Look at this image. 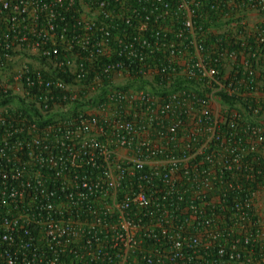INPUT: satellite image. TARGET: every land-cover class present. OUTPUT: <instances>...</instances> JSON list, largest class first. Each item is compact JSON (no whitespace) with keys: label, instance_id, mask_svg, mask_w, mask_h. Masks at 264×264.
<instances>
[{"label":"built area","instance_id":"2783aa9c","mask_svg":"<svg viewBox=\"0 0 264 264\" xmlns=\"http://www.w3.org/2000/svg\"><path fill=\"white\" fill-rule=\"evenodd\" d=\"M0 264H264V0H0Z\"/></svg>","mask_w":264,"mask_h":264},{"label":"trees","instance_id":"16d2710c","mask_svg":"<svg viewBox=\"0 0 264 264\" xmlns=\"http://www.w3.org/2000/svg\"><path fill=\"white\" fill-rule=\"evenodd\" d=\"M233 33L232 32H225V41L226 40H229V41H232V39H236L235 37H234V34L232 35ZM14 99H13V97H7L6 99H4V101H2L3 103H6V102H9V101H13ZM21 100V99H20ZM20 102V101H19ZM18 107H20L25 113H29L28 115L30 116V117H33V116H38V110H36L35 108H31V109H27L26 108V106H24V105H20L19 104V106ZM40 118H42V117H40ZM232 194H230L229 196H231ZM230 200H231V198L232 197H228Z\"/></svg>","mask_w":264,"mask_h":264}]
</instances>
